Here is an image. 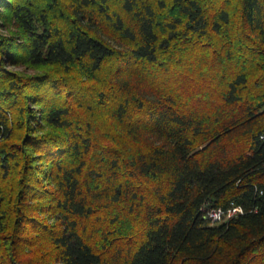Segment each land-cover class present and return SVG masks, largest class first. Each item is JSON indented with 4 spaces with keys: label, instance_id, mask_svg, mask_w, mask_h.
Instances as JSON below:
<instances>
[{
    "label": "trees",
    "instance_id": "trees-1",
    "mask_svg": "<svg viewBox=\"0 0 264 264\" xmlns=\"http://www.w3.org/2000/svg\"><path fill=\"white\" fill-rule=\"evenodd\" d=\"M0 264H264V0H0Z\"/></svg>",
    "mask_w": 264,
    "mask_h": 264
},
{
    "label": "built area",
    "instance_id": "built-area-1",
    "mask_svg": "<svg viewBox=\"0 0 264 264\" xmlns=\"http://www.w3.org/2000/svg\"><path fill=\"white\" fill-rule=\"evenodd\" d=\"M242 212V208L238 206H232L227 210L222 208H208L206 209L205 218L211 223H223Z\"/></svg>",
    "mask_w": 264,
    "mask_h": 264
}]
</instances>
